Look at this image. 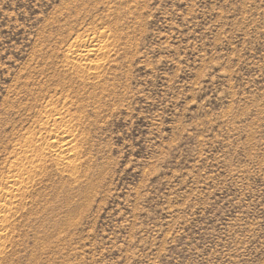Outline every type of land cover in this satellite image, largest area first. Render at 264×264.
I'll list each match as a JSON object with an SVG mask.
<instances>
[{"label":"rangeland","instance_id":"1","mask_svg":"<svg viewBox=\"0 0 264 264\" xmlns=\"http://www.w3.org/2000/svg\"><path fill=\"white\" fill-rule=\"evenodd\" d=\"M0 196V264H264V0H0Z\"/></svg>","mask_w":264,"mask_h":264},{"label":"bare ground","instance_id":"2","mask_svg":"<svg viewBox=\"0 0 264 264\" xmlns=\"http://www.w3.org/2000/svg\"><path fill=\"white\" fill-rule=\"evenodd\" d=\"M91 38V37H90ZM91 41H95L96 43L95 44H88V45H85L84 48L80 49L78 52H75L72 56H71V62L73 63L74 66L80 68V69H92L93 67H95V69H98L100 66V61L99 60H95V56H99L101 55L103 52H104V32H101L99 33L98 35H94L92 38ZM80 43V42H79ZM82 44V43H81ZM84 44V43H83ZM80 45V44H79ZM94 56V58H93ZM68 59V58H67ZM70 61V60H69ZM68 61V62H69ZM71 66V65H70ZM60 132V131H59ZM64 132V131H63ZM54 132H52L51 134V137H55L57 140L55 141L56 145V154L57 156L63 160V162H69L72 160V157L71 156V145H72V141L70 140V137H66V133H65V136H64V133L63 135H61L60 133H55L53 134ZM62 133V132H61ZM62 157V158H61ZM16 180V179H15ZM14 181V180H13ZM12 182V181H10ZM9 182V183H10ZM12 184V183H11ZM6 185V188H8L5 192L7 191H10L12 189V187L14 185ZM15 184H17V182L15 181ZM19 187V186H18ZM17 187V188H18ZM7 193H10V192H7ZM10 195H13L12 193ZM6 197V196H5ZM4 197V198H5ZM10 200V199H9ZM7 201V199H6ZM7 203V202H6ZM5 203V205H6ZM11 203V202H10ZM4 205V202H3V196H0V206L1 205ZM3 207V206H1ZM0 207V208H1ZM2 209V208H1ZM1 209H0V212H1ZM6 213L7 211H4L3 209V212L2 214H0V222L1 221H4L6 220L5 218H7L6 216ZM8 214V213H7ZM5 223V222H3ZM2 224V223H1ZM0 224V231L2 233V225ZM3 227H4V224H3ZM5 229V228H4ZM3 235V234H2ZM1 242H0V247H1Z\"/></svg>","mask_w":264,"mask_h":264}]
</instances>
